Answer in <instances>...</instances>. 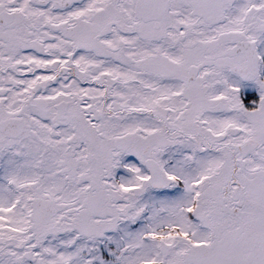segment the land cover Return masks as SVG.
<instances>
[{"label":"snow or ice","instance_id":"6c2138e0","mask_svg":"<svg viewBox=\"0 0 264 264\" xmlns=\"http://www.w3.org/2000/svg\"><path fill=\"white\" fill-rule=\"evenodd\" d=\"M0 264H264V0H0Z\"/></svg>","mask_w":264,"mask_h":264}]
</instances>
